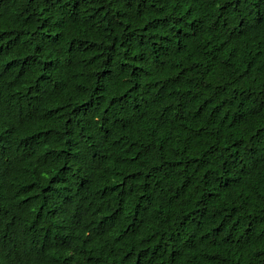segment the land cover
Masks as SVG:
<instances>
[{
    "label": "trees",
    "instance_id": "1",
    "mask_svg": "<svg viewBox=\"0 0 264 264\" xmlns=\"http://www.w3.org/2000/svg\"><path fill=\"white\" fill-rule=\"evenodd\" d=\"M0 264H264V0H0Z\"/></svg>",
    "mask_w": 264,
    "mask_h": 264
}]
</instances>
